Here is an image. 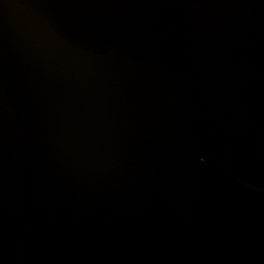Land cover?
<instances>
[{
    "label": "water",
    "instance_id": "95a60500",
    "mask_svg": "<svg viewBox=\"0 0 264 264\" xmlns=\"http://www.w3.org/2000/svg\"><path fill=\"white\" fill-rule=\"evenodd\" d=\"M0 264H264V0H0Z\"/></svg>",
    "mask_w": 264,
    "mask_h": 264
}]
</instances>
